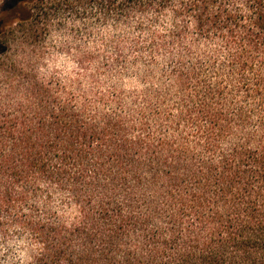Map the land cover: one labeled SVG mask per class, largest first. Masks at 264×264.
Listing matches in <instances>:
<instances>
[{
	"label": "trees",
	"instance_id": "trees-1",
	"mask_svg": "<svg viewBox=\"0 0 264 264\" xmlns=\"http://www.w3.org/2000/svg\"><path fill=\"white\" fill-rule=\"evenodd\" d=\"M173 1L150 55L122 58L133 88L98 91L91 57L66 80L32 59L5 71L0 238L26 244L15 264H264V0Z\"/></svg>",
	"mask_w": 264,
	"mask_h": 264
},
{
	"label": "rangeland",
	"instance_id": "rangeland-1",
	"mask_svg": "<svg viewBox=\"0 0 264 264\" xmlns=\"http://www.w3.org/2000/svg\"><path fill=\"white\" fill-rule=\"evenodd\" d=\"M176 4L173 0H0L5 30L0 40V89L16 86L4 76L14 63L32 59L41 79L66 80L80 73V57L96 59L87 71L100 68L98 91L117 87L122 92V85L133 88L139 81L122 67V58L150 55L143 44L153 32L170 29L168 11ZM159 5L166 10H159ZM237 6L244 8L239 2ZM84 85L90 87L89 81ZM52 207L66 220L77 215L59 194L53 197ZM26 247L19 238L8 242L0 238V261H23Z\"/></svg>",
	"mask_w": 264,
	"mask_h": 264
}]
</instances>
